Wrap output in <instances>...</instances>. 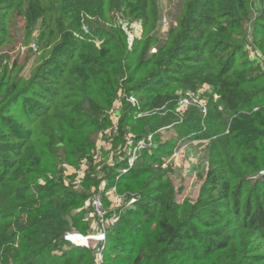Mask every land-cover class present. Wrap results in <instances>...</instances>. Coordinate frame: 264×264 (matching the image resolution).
Masks as SVG:
<instances>
[{"label": "trees", "instance_id": "obj_1", "mask_svg": "<svg viewBox=\"0 0 264 264\" xmlns=\"http://www.w3.org/2000/svg\"><path fill=\"white\" fill-rule=\"evenodd\" d=\"M160 19L157 0H0V264H96L95 247L65 234L91 228L85 204L102 181L137 195L106 229L102 264H264V71L245 48L251 29L264 54V0H181L162 38ZM31 41L22 62L2 61ZM188 90L208 91L207 112L175 122ZM116 100L118 132L94 162ZM161 128L177 134L161 141ZM127 133L154 145L119 174ZM185 139L207 141L206 166L194 199L178 200L162 165Z\"/></svg>", "mask_w": 264, "mask_h": 264}, {"label": "built area", "instance_id": "obj_2", "mask_svg": "<svg viewBox=\"0 0 264 264\" xmlns=\"http://www.w3.org/2000/svg\"><path fill=\"white\" fill-rule=\"evenodd\" d=\"M163 25H167V21L163 19ZM85 29V27H84ZM33 49H36V44L32 43L30 44ZM23 49V47H21ZM246 51L248 56L251 59H254L261 67V69L264 71V54L260 51L254 49L252 45V39H251V29H248V36H247V42H246ZM195 93L193 91H186L184 92L185 97H182L184 95H180L178 98V106L177 108V121L180 122L182 120V115H180L181 111H183L184 108H186L188 105H195L197 108L200 109L202 115L204 116L207 112L206 106L202 103H200L198 100L195 99ZM129 103L132 106H135L138 108V101L135 97L129 96L127 98ZM120 100H116L111 107L106 111V116L110 120V125L103 129L101 132L97 135V142H96V148L92 154V160L94 162H99L101 160V155L99 148L101 144L98 143L99 140L112 139L114 135L118 132V121L120 118ZM148 114L147 112H137V117H142L144 115ZM160 130H163L162 128ZM227 132V130H226ZM153 139L152 135H148L146 138H141L136 141L133 140V137L130 133H127L124 136V144L123 146H119V149L122 148V151H125V154L127 155V166L124 168L119 169V174L126 172L133 164L134 159L136 158V155L144 149H149L153 147ZM178 150L173 151L171 154L172 158L174 155L177 154ZM112 155V154H111ZM111 160L108 159V162ZM166 161H164L165 164ZM87 169V160L82 159L79 163V166L76 171H72L74 174L71 184L74 187H78L81 184L82 178L84 176V171ZM99 169V167H98ZM70 172V174L72 173ZM67 173V172H66ZM264 174V173H263ZM118 177V176H117ZM105 185V181L100 182L98 185V189H93L92 194L88 198V206L90 207V211L88 213L87 218L94 222V228L92 226V230L89 234L82 235L78 233L77 231H71L67 232L65 234L66 240L71 243L74 246H82V247H91L90 245L93 243V240H96L93 247L96 248V264H102V249L104 247L105 242V231L108 227L114 225L116 221L119 219V214L123 208L131 206L137 199V195L130 194L129 198L126 200V203L118 208H109L105 206L104 202V195L103 188ZM110 195H112L113 199H116L117 201H120V199L125 194H120L116 191L115 186H111L109 190H107ZM97 228V229H96ZM96 229V230H95ZM91 243V244H90Z\"/></svg>", "mask_w": 264, "mask_h": 264}, {"label": "rangeland", "instance_id": "obj_3", "mask_svg": "<svg viewBox=\"0 0 264 264\" xmlns=\"http://www.w3.org/2000/svg\"><path fill=\"white\" fill-rule=\"evenodd\" d=\"M157 2L161 11L158 36L162 38L164 37L166 30L174 22V18L177 12L179 11V9L181 8V0H157ZM163 19L167 21L166 26L163 25ZM121 21L123 20L121 19ZM124 28L129 43H132L136 38L139 37L141 32V27L139 23H133L130 26L129 24H124ZM84 30L86 32L89 29L85 26ZM32 43L35 42L31 41L27 45H23V44L21 45L20 43H18L15 45L14 48H10L9 50H6L5 52L2 53V55L4 56L2 58V61L10 62L13 58H17L19 61L22 62L24 60V55L27 54V51L32 52L37 49V45H36V49H33V47L30 45ZM21 47H23V49ZM33 59H34L33 56H30L29 60L25 62L24 70H23L24 75H28L30 70V64ZM203 89H206V87H204ZM179 93H180L179 95L181 96L184 95V92H179ZM208 94L209 93L207 90H199L195 93V99L198 100L200 103L204 104L206 106V110H207ZM182 97H185V95ZM182 97H179V99ZM191 106H195V105L193 104L188 105L186 108L183 109V111H181L180 115H182V119L185 116V112L187 111V109ZM177 108H179V106H178V102L176 101V110ZM176 134H177V130L174 128L163 130L160 140L167 141L171 137H175ZM111 140L112 139L105 138L104 140L98 141V143L101 144L99 148L101 157L103 151H107L110 148ZM206 143H207L206 140L185 139L181 142L179 141L175 146V150H178L177 154L174 155L172 158H170L171 156L165 158L166 162L165 164L163 163L162 167L166 168L168 165L172 167L173 172L172 174H170V177L175 187H179V186L184 187V191L180 195L178 194L177 197L178 200H181L183 197L194 199V197L196 196L198 185L200 182L199 173L203 172L206 166V151H205ZM99 166H102V164L100 163ZM70 170L74 172L77 170V168H72ZM261 173H264V171H261ZM78 189H80V187ZM128 198L129 197L124 195L120 199V201H117L116 199H113L112 195H110L108 191H106L104 195V202L106 200L105 206L107 207V209L121 207L126 203V200ZM87 202L88 200L86 201L85 204L86 207H88ZM90 226L91 228H89L86 234H89L91 232L92 226L94 228V222H92L91 220H90ZM86 234H82V235H86ZM95 241L96 240H93V243L92 244L90 243L91 247L94 246V244L96 243ZM102 262H103V257H102Z\"/></svg>", "mask_w": 264, "mask_h": 264}]
</instances>
